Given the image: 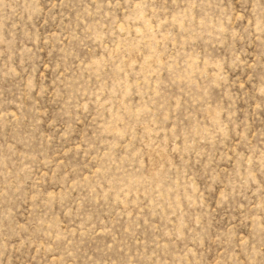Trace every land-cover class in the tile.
Listing matches in <instances>:
<instances>
[{
    "label": "rangeland",
    "instance_id": "rangeland-1",
    "mask_svg": "<svg viewBox=\"0 0 264 264\" xmlns=\"http://www.w3.org/2000/svg\"><path fill=\"white\" fill-rule=\"evenodd\" d=\"M0 264H264V0H0Z\"/></svg>",
    "mask_w": 264,
    "mask_h": 264
}]
</instances>
